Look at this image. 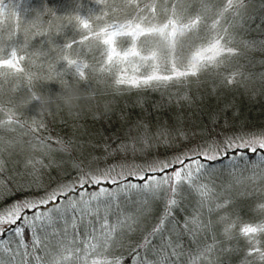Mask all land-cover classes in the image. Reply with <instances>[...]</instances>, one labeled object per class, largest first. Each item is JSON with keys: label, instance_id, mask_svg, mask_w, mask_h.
Returning <instances> with one entry per match:
<instances>
[{"label": "snow or ice", "instance_id": "6c2138e0", "mask_svg": "<svg viewBox=\"0 0 264 264\" xmlns=\"http://www.w3.org/2000/svg\"><path fill=\"white\" fill-rule=\"evenodd\" d=\"M48 2L51 3V0ZM245 2L121 0L122 7H117L110 0H94L98 5L96 12L99 13L94 19L75 18L81 30L79 39L73 38L57 48H49L48 52H55L58 60H53L52 64H42L38 69L34 56L52 57L43 51L30 53L29 49L35 47L31 40L20 37L0 41V82H15L18 93L7 105L0 102V149H4L5 145L13 151H22L25 146L36 147L33 140L39 138L35 133L45 125L42 120L25 119V112L38 116L50 111L53 104L70 109L74 104L86 100L74 88L73 82L65 79L64 74L68 70L80 81L97 74L114 78L116 85L132 88L183 83L186 78L204 71L227 70L226 66L241 54L230 28L241 15ZM18 4L19 0H0V32H8L11 37H17L22 25L35 19L25 17L21 21V12L15 10ZM37 37L44 38L45 43L51 41L53 45L56 44L51 30L34 32L32 39ZM50 72H55L62 86L54 89L43 83L52 79ZM236 75L229 73L227 82L232 83ZM82 87L84 91L90 89V85ZM16 133L22 135H13ZM6 135L7 140L4 139ZM26 136L32 139L24 140ZM40 146L50 148V144H45L43 140ZM239 148H245L254 155L264 152V133L247 138L241 136L224 144V149L233 152ZM212 151L217 154L210 155ZM221 152L227 155L218 146H204L195 150L194 155L177 156L174 162L151 164L148 169H141L152 173L140 175L138 179L143 181L141 184H119L114 178L108 179L115 171L113 168L94 175L77 165L81 175L74 186L63 185L44 199L20 201L8 210L0 211V236L12 230L17 237H22L26 227L34 233L31 246L19 239L18 248L14 249L6 240L0 241V264H122V257L110 249L117 247L121 236L132 231L134 224L138 226L141 215L135 210H126L123 215L115 211L120 208L121 196L127 199L129 189L138 192L145 203L150 199L165 202L164 216L152 227L149 235L142 238L143 243L135 245L137 253L141 248L152 252L150 237L164 231L165 222H170L173 211L181 206L182 193L188 191L198 194L199 206L197 213L185 223L181 235L186 231L195 237L211 229L222 230L228 237L238 233L251 246L249 255L258 254L264 259V220L244 222L235 219L229 215L230 198L220 199L213 191L214 185L210 187V182H205L210 173L199 158L214 160ZM261 159L264 160V155ZM156 173L160 174L159 177ZM255 176L261 177L264 184V168ZM106 182L117 184V189L103 187ZM88 185L95 187L96 191H84ZM77 188L81 189L79 199H67L66 207L62 208L60 197H67ZM259 208L264 211V202L260 203ZM28 213L33 215L29 217ZM54 214L61 217L70 214L69 221L59 232L53 230L49 234L43 225H50ZM113 215L115 220L111 218ZM87 218H92L94 223L85 235L77 221L83 224ZM49 235L53 239H49ZM57 236L60 239H55ZM20 249L25 250L23 254ZM208 250L205 245L198 255L206 254ZM105 253L107 256L102 260L95 258ZM183 255L180 237L176 236L154 257L137 255V258L140 264H176Z\"/></svg>", "mask_w": 264, "mask_h": 264}, {"label": "trees", "instance_id": "16d2710c", "mask_svg": "<svg viewBox=\"0 0 264 264\" xmlns=\"http://www.w3.org/2000/svg\"><path fill=\"white\" fill-rule=\"evenodd\" d=\"M257 1H259L257 10L245 17L243 21L244 38L238 40L239 43L235 44L244 53L236 58L239 59V64L243 65V73L249 69L251 70V75L248 74L247 77L249 78L247 79L248 84L254 83L264 86L262 84L264 80V75H262L264 64H258L256 62L257 57H251L249 51L252 48L259 52L264 47V31L262 28L264 27V0H246V2ZM22 6L24 7L23 11L21 10ZM15 10L21 12L19 17L21 21L25 17H34L35 19L30 20L27 24H23L22 31L18 33L17 37H11L8 32H0V41L20 37L31 40V43L35 47L29 49L30 53L43 51L48 53L49 57H52V59H47L44 56H34L33 60L37 69L42 64H52L53 60H58V55L55 52H48L49 48H57L58 44H62V39L64 43L70 42L73 38L79 39L81 30L77 28V24L74 22L75 19H73L74 17L72 19L68 18L70 13L67 0H51V3L48 0H43V5L42 0H19L18 7ZM76 10L80 11L83 14L80 16H84L86 19L92 16L88 8L83 7ZM70 20L71 26H66ZM96 23L99 22L96 21ZM41 30H51L56 45H53L51 41L45 43L44 38L41 37L32 39V34ZM259 56L258 54V58L260 59L261 56ZM56 66L58 67V65ZM219 71L220 74H225L226 78L229 76L228 69H219ZM49 74L52 76V79L45 80L43 82L45 85L54 89L62 86V82L55 72H50ZM64 76L66 80L73 82L74 88L80 95L86 97V100H135L121 103L123 114L127 116L129 121L135 118V120H141L142 122H151L165 118L169 123L171 121L175 122L181 117L180 113H178L181 107L180 100L186 98L199 100V96L202 100L203 98L204 100L205 98L208 99L202 89L196 92L192 87L184 83H170L167 86L159 87L132 88L127 85H116L114 78L97 74H93L86 80V84L90 85V89L85 92L82 90L83 85H81V81L72 76L71 70H68ZM260 77H263V79ZM252 78L253 80H251ZM214 82H211L210 87H212V83ZM17 94L15 82L7 80L0 82V102L7 105ZM248 95H250L249 91L244 94L246 98ZM247 101V99L223 100V103L219 106L210 101H204V105L210 108L209 114L213 122L206 127V133L202 135V138L198 139L197 133H195L194 140L184 141V137L179 135L180 133H168L164 135L163 147L151 144L153 147L147 153L148 157L145 156L143 159H139V157L132 159L129 157L132 153H138V145H144L145 142L139 143L135 141L136 147L127 149L122 147V142L126 137L117 133L109 134L106 138L108 141L99 144L90 143L93 137L87 136L84 132L80 136H72L71 134L73 133H70L69 130L74 129L73 124L71 125L68 120L65 121L56 117L57 113L53 109L54 104L51 106L50 111L41 113L38 116L25 112V119L29 121L42 120L45 127L35 133V136L39 138L33 140V143L36 145L35 148L25 146L22 151H13L5 145L4 149H0V186L6 189L5 192L0 189V211H6L20 201L29 202L32 198L44 199L63 185L74 186L77 182V177L81 175L77 165L83 171L94 175H98L100 171L113 168L115 171L111 173L108 179L114 178L119 184H141L143 181L138 179L140 175L152 174L149 171H141V169L146 170L151 164L168 161L174 162L177 156L183 158V155H194L195 150L204 146L216 148L217 146L214 145L215 137L220 132V129H227L231 135L237 134L240 137L244 136L247 138L252 136L249 133L254 132L252 130L254 126L251 120H247V117L250 111L256 109L250 108L247 114L249 106ZM261 101L264 102V100ZM21 110L23 111L22 107ZM197 111L200 116L203 115L199 107H197ZM217 111L221 112L219 116L220 126L215 121L216 114H218ZM223 114H227L228 117ZM112 115H114L113 112L109 114V116ZM205 120H207L206 117ZM228 122L230 124H227ZM60 129H65L69 134L60 132ZM13 135L22 134L16 133ZM229 135L226 141L222 140V147H218V149H223L227 152V155L221 152L219 157L214 160L199 158V162L204 164L206 170L210 173L205 182H210V187L214 185L213 191L219 195L220 199L230 198L231 211L229 213L235 219L237 217L244 222L264 220V212H260V208L257 207L260 203L264 202V193L254 191L253 182L247 183L246 177L243 175L245 171L253 168L255 165L264 164V160L261 159L264 152H258L254 155L245 148L236 149L235 152L224 149V144L231 139L233 140V137ZM138 136L141 140L146 139L145 135L141 134ZM4 139H8L7 135ZM29 139H32V137H24V140ZM41 140L45 144H50V148L41 147ZM94 146L96 149H93ZM115 146L117 147L113 149ZM172 146H177V148L172 150ZM186 147H194L195 149H187L184 152ZM80 151H82V155ZM42 154L47 156L48 160L43 158ZM88 154H91L92 158L88 162L91 165H87L88 168H86L83 164V159ZM216 154V151H214L212 155ZM61 160H67L70 166H64ZM129 160L136 162L134 163ZM21 162L26 167V174L22 178V185L20 177H18L19 172H21ZM185 162L189 163L188 160ZM119 170L120 174H118ZM168 172L170 173L171 169ZM155 175L159 177L160 174L156 173ZM102 186L108 187L111 190L117 189V184L106 182ZM80 191L81 189L77 188L76 192H69L67 197L61 196L59 201L60 206L62 208L66 207L67 199H79ZM84 191L92 192L96 191V188L88 185ZM182 196L183 199L180 201L181 206L173 211L172 217L169 218L170 222H165L164 231L155 237H150L152 239V245L150 246L152 248L151 253H148L145 248L139 249L137 253L135 245L143 243L142 238L148 236L152 227L164 216L165 202L160 199H150L145 203L140 199V194L131 189L128 190L127 199L121 196L119 201L120 208L115 210L118 214L123 215L126 210H135L141 213L138 217V226L134 224L136 227L128 232L127 235H123V239L118 242L117 247L110 249L114 254L122 257V264H140L137 255L141 257L144 255L154 257L158 250L166 248L167 242L176 236L180 237L184 253L182 260L177 261L176 264H185V262L187 264H264V259H261L258 254L249 255L251 246L247 239L238 233L228 237L222 230L211 229L207 233L195 237L186 231L181 235L185 223L191 216L197 213L199 206V196L197 193L186 191L182 193ZM48 207H54V205H49ZM43 210L45 209H37L36 211ZM32 215V213H28L29 217ZM69 215L61 217L63 226L68 223ZM57 217V215H53L50 225H52ZM111 218L115 220L114 215ZM77 223L80 226V222L77 221ZM93 223L92 218H87L85 226H89L87 227L89 229ZM45 226L49 225H43V227ZM33 236V231L26 227L22 237H17L14 231L9 230L6 235L0 236V241L6 240L12 248L16 249L18 248L17 241L19 239H22L25 244L31 246ZM205 245L210 250L206 251V254L198 255ZM262 248H264V241H262ZM24 251V249H20L21 254ZM104 256H107V253L95 258L102 260ZM108 258L111 259L110 256ZM160 259L163 260V256Z\"/></svg>", "mask_w": 264, "mask_h": 264}, {"label": "rangeland", "instance_id": "374dc122", "mask_svg": "<svg viewBox=\"0 0 264 264\" xmlns=\"http://www.w3.org/2000/svg\"><path fill=\"white\" fill-rule=\"evenodd\" d=\"M197 3H199V0H196ZM110 3L114 4L117 7H122L121 0H110ZM68 9H69V19H75L76 17H79L80 19H86L80 11H77L78 8H88L92 14L93 19L95 18V15H98L99 13L96 12V9L98 5L94 3V0H67ZM259 7V1L257 2H245L243 9L241 10V15L236 18V22L234 25L230 28V31L232 32L233 36L235 37V43H239L238 40L243 39V21L245 20V17H247L249 14H252L257 8ZM24 7H21V10L23 11ZM76 10V11H74ZM74 22L77 24V28H80L78 21L75 19ZM100 23V21H97ZM66 26H71V23L67 22ZM226 27L228 25H225ZM263 31H264V27ZM61 43H64V40H61ZM56 45V44H55ZM60 45V44H58ZM57 45V46H58ZM247 49H249L247 47ZM250 56L257 57L258 64L263 65L264 64V47H262L259 52L258 50H253L251 48ZM261 56V58H258V54ZM240 53L243 54V50L240 49ZM259 56V57H260ZM263 56V57H262ZM239 59L234 58L227 66L229 73H237L235 76V79L232 83L227 82V78L225 74H220L219 69H215L212 72L204 71L198 74L195 77H188L183 82L184 84L192 87L196 92H199L201 89L206 93L207 98L201 99L199 96V100H190L188 98L184 100H180L181 107L178 113H180L181 117L177 119L175 122L169 121L165 118H160L158 120H154L151 122H142L141 120H135L132 119L131 121L128 120L127 116L123 114L122 111V102L125 101H135V100H85L84 102H80L77 104H74L70 109L69 108H61L60 106L54 104L53 109L57 113L56 117L63 120H68L70 124L74 126V129L69 130L72 136L73 135H81L86 133L87 136L93 137V139L90 141L92 144H99V143H106L108 141L107 136L109 134H120L126 139L122 142L123 146L127 149L136 147V142L142 143L145 142L144 145H138L139 152L138 153H132L129 158H138L143 159L145 156L148 157L149 150L153 147L151 144L157 145L158 147H163V138L164 135L168 133H180L179 135H182L184 137V141L188 140H194L195 133L197 138H202V135L206 133L205 130L207 126L212 124V119L210 118V108H208L206 105H204V101H210L213 104H217V106L221 105L223 103V100H248L247 104V114L249 113L250 108H255L256 110L250 111L248 114V119L251 120L253 123L254 128L252 129L254 132H250V135H256V134H262L264 133V102L261 100H264V86L259 84L251 83L250 85L247 82L248 74L251 75V70H247L245 73H243L242 70H244L243 65L239 64ZM240 75V76H239ZM264 75V72L262 73ZM263 79V77H260ZM253 80V78L251 79ZM212 87H210L211 82ZM216 83V84H215ZM262 84L264 85V80L262 81ZM81 85L87 86L86 81H81ZM83 90V88H82ZM250 92V95L246 98L244 96L245 93ZM86 92V91H85ZM245 97V98H244ZM261 101V102H260ZM260 102V103H259ZM199 106H197V104ZM197 107H199L200 110H202V116L198 114ZM113 112L114 115L109 116V114ZM218 114H216L217 117H215L216 123L220 126V118L221 112L217 111ZM226 117H228L227 114H223ZM204 116V117H203ZM205 117L207 120H205ZM227 124H230L228 122ZM171 127V128H170ZM139 128V129H137ZM60 132L68 133L65 129H60ZM69 134V133H68ZM145 135L146 139L141 140L138 135ZM230 134L229 130L220 129V132L217 133V136L215 137V146L222 147V140L226 141L228 138V135ZM232 136L233 139L240 137L237 134L229 135ZM223 139H222V138ZM231 139V137H229ZM183 140V139H180ZM232 140V139H231ZM136 141V142H135ZM157 143V144H156ZM179 146V145H178ZM84 147V146H83ZM117 146H115L113 149H115ZM156 147V146H155ZM181 147V144H180ZM177 146H172V150L176 149ZM93 149H96L95 146ZM91 149V150H93ZM187 149H195L194 147L188 148L186 147L184 149V152L187 151ZM206 150V149H205ZM214 151L210 152L209 154L212 155ZM80 154L82 155V151H80ZM85 156V155H84ZM42 157L47 159V156L42 154ZM83 158V156H82ZM92 156L91 154H88L83 159V164L86 168L88 162L91 160ZM48 160V159H47ZM63 162L64 166H70L69 162L67 160H61ZM132 161V160H129ZM136 162V161H132ZM138 162V161H137ZM259 166V167H257ZM264 168V164L261 165H255L253 168L245 171L243 175L246 177V182L251 183L253 182L254 191L258 193H264V184H262L261 177L255 176L254 174L259 173L260 169ZM25 170L26 167L21 162V172H19L21 185L23 184L22 178L25 176ZM120 174V170L118 172ZM0 189L2 191H6L3 186H0ZM1 191V192H2ZM36 202L39 201L38 198H32L29 200V202ZM259 207V205L257 206ZM260 212H264L261 209H259ZM230 215V213H229ZM236 219H238L236 217ZM62 218L61 216H58L55 221L52 223V225L45 226L44 229L49 234L53 230L59 232L61 229H63L65 226L62 225ZM84 221L83 224H80L81 231L87 234V232L90 230L87 229L89 226H85ZM136 227L135 225L132 226V229ZM71 235V232H70ZM49 239H53L51 235H49ZM55 239H60L59 236H57ZM123 239V235L121 236L120 240Z\"/></svg>", "mask_w": 264, "mask_h": 264}]
</instances>
